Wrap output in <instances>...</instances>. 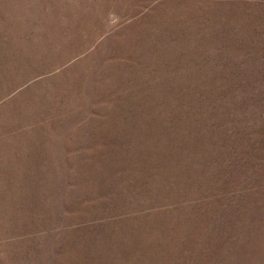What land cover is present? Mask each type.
Returning a JSON list of instances; mask_svg holds the SVG:
<instances>
[{"label":"rangeland","instance_id":"obj_1","mask_svg":"<svg viewBox=\"0 0 264 264\" xmlns=\"http://www.w3.org/2000/svg\"><path fill=\"white\" fill-rule=\"evenodd\" d=\"M0 264H264V0H0Z\"/></svg>","mask_w":264,"mask_h":264}]
</instances>
